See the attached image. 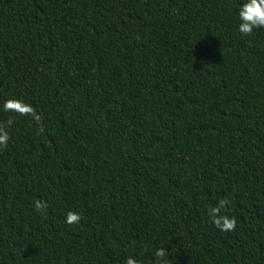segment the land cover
Returning <instances> with one entry per match:
<instances>
[{
	"label": "trees",
	"instance_id": "1",
	"mask_svg": "<svg viewBox=\"0 0 264 264\" xmlns=\"http://www.w3.org/2000/svg\"><path fill=\"white\" fill-rule=\"evenodd\" d=\"M241 2L0 0V264H264V29L239 32ZM225 197L232 232L207 213Z\"/></svg>",
	"mask_w": 264,
	"mask_h": 264
},
{
	"label": "clouds",
	"instance_id": "2",
	"mask_svg": "<svg viewBox=\"0 0 264 264\" xmlns=\"http://www.w3.org/2000/svg\"><path fill=\"white\" fill-rule=\"evenodd\" d=\"M239 25L238 30L242 35L250 36L256 29H264V0H242L238 8ZM3 110L5 112L16 113L19 116L30 117L36 124L41 125L38 128V134H43L44 127L42 125V117L36 111L34 106L22 98L10 97L3 102ZM15 117H9L6 121H0V150L6 149L10 140L9 129L14 124ZM232 203L228 198H221L216 205L207 209L208 216L213 224L223 232H232L236 229L237 218L227 214V206ZM34 210L42 215H47L49 204L46 200H33ZM82 216L77 211L69 210L66 213L65 223L79 224ZM155 264H172L168 259L169 253L165 247L155 249ZM124 264H139V261L127 256Z\"/></svg>",
	"mask_w": 264,
	"mask_h": 264
}]
</instances>
